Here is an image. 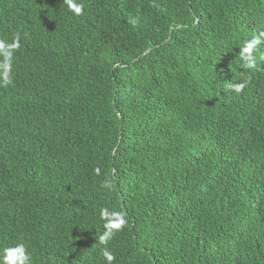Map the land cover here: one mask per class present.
I'll return each instance as SVG.
<instances>
[{
    "label": "trees",
    "instance_id": "obj_1",
    "mask_svg": "<svg viewBox=\"0 0 264 264\" xmlns=\"http://www.w3.org/2000/svg\"><path fill=\"white\" fill-rule=\"evenodd\" d=\"M75 2L0 0V254L264 264V0Z\"/></svg>",
    "mask_w": 264,
    "mask_h": 264
},
{
    "label": "clouds",
    "instance_id": "obj_2",
    "mask_svg": "<svg viewBox=\"0 0 264 264\" xmlns=\"http://www.w3.org/2000/svg\"><path fill=\"white\" fill-rule=\"evenodd\" d=\"M67 4L68 10L73 14L79 16L84 13V5L78 4L75 0H64ZM264 44V32L259 35L253 36L250 41H247L243 47L240 48V57L243 61L242 67L248 70L257 69V60L254 53L259 51L260 46ZM0 47L5 50L6 59L10 61V51L12 48L17 47L16 44L7 45L0 42ZM264 59V56L261 57ZM10 82V80L8 81ZM250 81L245 80L240 83L231 85L232 90L236 94H240L244 91ZM99 172V169H97ZM102 187L111 189V182L105 180ZM101 217L104 219V233L98 238L99 242L105 247L102 249V255L107 261V264H114L116 259L114 253L107 247L108 242L113 239L118 233H120L127 225V220L122 213L116 211H110L107 208L101 211ZM0 264H32V255L29 252L27 246L24 243H18L15 246L7 247L0 254Z\"/></svg>",
    "mask_w": 264,
    "mask_h": 264
}]
</instances>
